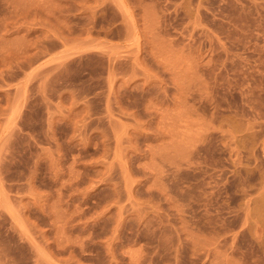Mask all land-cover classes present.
Here are the masks:
<instances>
[{
    "label": "rangeland",
    "instance_id": "1",
    "mask_svg": "<svg viewBox=\"0 0 264 264\" xmlns=\"http://www.w3.org/2000/svg\"><path fill=\"white\" fill-rule=\"evenodd\" d=\"M0 264H264V0H0Z\"/></svg>",
    "mask_w": 264,
    "mask_h": 264
}]
</instances>
